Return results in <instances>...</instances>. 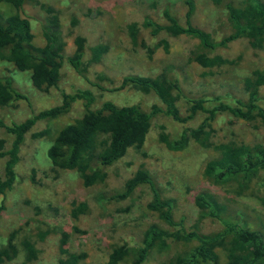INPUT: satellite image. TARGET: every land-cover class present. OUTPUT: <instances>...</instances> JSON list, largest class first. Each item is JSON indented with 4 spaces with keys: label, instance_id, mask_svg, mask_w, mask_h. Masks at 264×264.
<instances>
[{
    "label": "rangeland",
    "instance_id": "1",
    "mask_svg": "<svg viewBox=\"0 0 264 264\" xmlns=\"http://www.w3.org/2000/svg\"><path fill=\"white\" fill-rule=\"evenodd\" d=\"M187 1H191L194 7L192 24L207 32L214 42H219L233 33L226 5L241 8L245 0H223L221 3L211 0H25L24 10L36 46L45 44L41 23L50 15L46 8H52L59 19L65 58L73 54V40L77 36L85 39V64L91 58V48L97 45L108 48L98 62L88 66L85 78L78 75L65 60L60 75L61 90L71 94L76 89H89L95 99V108L105 101L117 106L138 105L149 117L150 128L141 150H128L121 160L107 170L102 184L85 188L75 171L53 168L46 155L59 130L82 116L81 102H74L64 116L38 122L21 149L13 189L4 198L0 197V203L4 204L0 214V246L5 244L10 233H16L14 242L19 254L17 262L13 264H20L25 259L20 246L23 239L34 240L38 250L37 258L28 264H59L60 260L65 259L60 232L69 235L64 247L67 252L86 254L83 264H107L110 246L140 247L142 234L148 226L155 225L170 231L157 214L146 209L150 200L146 188H139L132 199L125 201L105 205L96 201L100 194L122 186L141 168L147 171L162 197L175 201V218H184L187 228L196 225L202 233L207 234L219 226L216 219L199 220L200 213L193 199L198 193L207 192L227 207L232 220L243 219L252 230L264 235V185L253 184L241 196L235 195L230 188L214 186L203 172L205 165L218 158L219 153L213 148L200 147L195 142L180 152L168 150L159 141L158 134L164 130L175 138L184 128L183 125L161 112L153 114L154 106L163 109L153 93L141 92L130 84L122 85L126 77H155L171 66L173 75L180 80L188 95L219 97L230 105L235 104L237 99L246 98L244 78L256 70H264V44L254 49L247 39L241 38L211 51L203 49L197 40L186 36L172 37L161 32L154 37L144 27L143 22L147 18L167 24L163 16L165 10L184 26ZM0 13L8 15L9 7L0 4ZM132 25L137 26L141 45H134L131 41L129 27ZM163 41L169 43V53H165ZM141 42L145 44L144 47ZM197 54L219 56L226 63L216 68H202L192 61ZM0 77L9 78L14 87L28 97L30 107L36 112L61 103V92L38 91L31 84L30 73L19 72L9 63L0 61ZM210 101L207 107L215 105ZM259 102L264 107V89H260ZM179 107L184 114L186 104L182 102ZM27 114V105L21 102L13 109L0 108V121L5 125L20 122ZM203 117V114H198L187 126H197ZM213 127V142L216 144L225 143L233 137L246 145L264 139L258 121L245 122L222 115L217 117ZM40 132L47 133L33 137ZM0 137L11 140L1 128ZM2 163L0 160V177ZM73 202L87 204L86 213L77 221L70 216ZM186 248L184 244L176 243L166 253L155 251L145 264H164Z\"/></svg>",
    "mask_w": 264,
    "mask_h": 264
},
{
    "label": "trees",
    "instance_id": "2",
    "mask_svg": "<svg viewBox=\"0 0 264 264\" xmlns=\"http://www.w3.org/2000/svg\"><path fill=\"white\" fill-rule=\"evenodd\" d=\"M211 1L221 3L223 0ZM24 3L25 0H0V4L9 7L8 15L0 13V61L11 64L19 72L30 73L31 84L38 91L61 92L62 100L59 105L36 112L30 107L28 97L18 91L9 78L0 77V108L13 109L21 102L26 103L28 108V114L20 122L5 125L0 121V128L11 138L7 141L0 137V160L3 162L0 197L4 198L16 183V168L29 132L40 121L54 120L66 115L76 101L82 104V116L59 130L46 155L53 168L75 171L83 187L102 184L107 177V170L121 160L128 150H141L150 128L149 117L135 104L117 106L105 101L95 108V99L89 89H76L71 94L62 91L60 75L65 60L78 75L85 78L88 66L98 62L108 48L105 45L91 48V58L85 64V39L77 36L73 40V54L65 58L59 19L52 8H46L50 15L41 23L45 44L36 46ZM186 5L188 9L184 26L167 10L163 12L167 24H159L147 18L143 25L154 37L161 32L172 37L186 36L197 40L205 50L226 47L241 38L247 39L254 49L263 46L264 1L245 0L241 8L226 5L227 18L233 33L219 42H214L207 32L192 24L194 7L191 1H187ZM129 36L134 45H141L138 42L137 26L129 27ZM141 43L144 47L145 44ZM162 46L165 53H169V43L163 41ZM192 61L207 69L226 63L219 56L209 57L205 54L195 55ZM127 84L141 92H151L157 97L163 109L154 106L153 114L161 112L183 125L184 128L175 138H171L164 130L158 134L159 141L168 150L180 152L191 142H195L200 147L213 148L219 153L218 158L205 165L203 172L214 186L230 188L235 195L241 196L253 184L264 185V139H257L252 145L241 143L235 137L225 143L213 142V123L222 115L245 122L258 121L259 128L264 133V107L259 104L260 89H264V70H256L251 76L244 78L246 98L237 99L233 105L226 104L219 97L188 95L180 80L173 75L171 66L164 68L155 77H126L122 80V85ZM209 101L215 105L207 107ZM182 102L186 104L184 114L179 107ZM200 113L204 115L201 123L194 127L187 126ZM46 133L40 132L33 137ZM139 188L148 189L150 200L146 209L157 214L170 231L155 225L148 226L142 234L140 247L110 246L107 264H145L153 253H166L176 243L184 244L187 248L177 252L164 264H264V235L252 230L243 219L232 220L227 207L213 194L200 192L193 199L200 213L199 220L212 218L219 222L217 229L207 234L202 233L196 225L187 228L184 218H175V201L162 197L147 171L142 168L122 186L100 194L96 201L105 205L132 199ZM3 210L4 204L1 202L0 214ZM86 211L85 202H73L70 216L77 221ZM74 231L78 232V229L74 228ZM15 234L10 233L5 244L0 246V264L17 262L19 250L14 242ZM60 235V244L66 257L59 264H83L86 254L67 252L64 247L69 235L66 232H60ZM20 246L25 254V259L20 264H28L37 258L38 250L34 240L23 239Z\"/></svg>",
    "mask_w": 264,
    "mask_h": 264
}]
</instances>
